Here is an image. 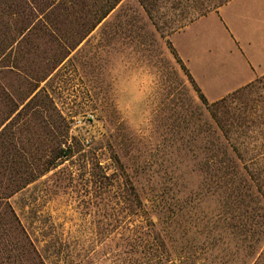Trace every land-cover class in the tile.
Segmentation results:
<instances>
[{
	"label": "trees",
	"instance_id": "trees-1",
	"mask_svg": "<svg viewBox=\"0 0 264 264\" xmlns=\"http://www.w3.org/2000/svg\"><path fill=\"white\" fill-rule=\"evenodd\" d=\"M123 1L0 0V264H49L39 241L8 199L65 161L69 164L63 171L70 174L73 167L91 171L99 194L115 198L100 202L104 206L110 202L111 222L121 235L120 262L264 264V115L259 111L261 101L253 96L264 90V75L209 102L166 41L212 125L208 196L218 201L208 225L197 232L184 226L183 208L142 199L122 148L111 136L84 144L69 135L70 127L65 124L49 153L37 156L27 146L32 140L31 134L25 136L27 126L39 121L52 127L45 105L50 97L41 83L101 23L105 28L114 21H127L130 17L125 16ZM137 1L153 27L151 39L154 33L164 37L148 0ZM7 76L16 77V83L8 82ZM246 140L252 143L251 155L244 150Z\"/></svg>",
	"mask_w": 264,
	"mask_h": 264
},
{
	"label": "rangeland",
	"instance_id": "rangeland-1",
	"mask_svg": "<svg viewBox=\"0 0 264 264\" xmlns=\"http://www.w3.org/2000/svg\"><path fill=\"white\" fill-rule=\"evenodd\" d=\"M226 1L148 0L164 34L161 38L154 33L151 39L153 27L138 1L124 0L123 11L130 18L105 28L101 23L41 83L50 97L45 105L52 127L36 121L25 128V136H32L27 145L31 152L49 153L65 124L69 135L84 144L109 135L122 148L142 199L183 208V224L189 232L208 225L218 201L208 196L211 120L166 41L171 43L172 34ZM118 9L106 20H112ZM135 12L142 21L133 17ZM114 61L119 62V71ZM133 71L140 78L128 81L129 91L138 86L129 103L125 82ZM5 79L16 83V77ZM253 96L261 101L259 111L264 115V90ZM251 144L245 141L247 155L254 152ZM68 164L65 161L39 177L9 202L39 241L49 264H126L120 262L121 235L113 228L110 202L107 206L100 202L115 198L99 194L91 171L78 167L70 174L63 171Z\"/></svg>",
	"mask_w": 264,
	"mask_h": 264
},
{
	"label": "crops",
	"instance_id": "crops-1",
	"mask_svg": "<svg viewBox=\"0 0 264 264\" xmlns=\"http://www.w3.org/2000/svg\"><path fill=\"white\" fill-rule=\"evenodd\" d=\"M171 43L200 90L220 99L264 75V0H228Z\"/></svg>",
	"mask_w": 264,
	"mask_h": 264
},
{
	"label": "clouds",
	"instance_id": "clouds-1",
	"mask_svg": "<svg viewBox=\"0 0 264 264\" xmlns=\"http://www.w3.org/2000/svg\"><path fill=\"white\" fill-rule=\"evenodd\" d=\"M114 65H115V67H116V70L119 71V62H118V61H114ZM139 78H140V77H139V74H138L137 72L133 71V72L129 75L127 81L125 82V87L128 89L127 84H128L129 79L138 82ZM137 85H138V84H137ZM137 87H138V86H137ZM137 87H136V89H137ZM136 89L133 90V91H129V89H128V91H129V93H130V99H129V101H128L129 103H131V102L135 99V92H136Z\"/></svg>",
	"mask_w": 264,
	"mask_h": 264
}]
</instances>
